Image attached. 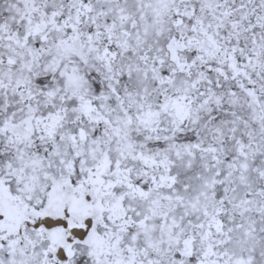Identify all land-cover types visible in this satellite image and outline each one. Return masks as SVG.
Instances as JSON below:
<instances>
[{"label": "snow or ice", "instance_id": "1", "mask_svg": "<svg viewBox=\"0 0 264 264\" xmlns=\"http://www.w3.org/2000/svg\"><path fill=\"white\" fill-rule=\"evenodd\" d=\"M0 264H264V0H0Z\"/></svg>", "mask_w": 264, "mask_h": 264}]
</instances>
